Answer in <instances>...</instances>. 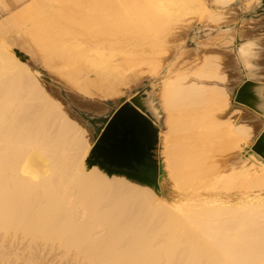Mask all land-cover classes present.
Here are the masks:
<instances>
[{
  "label": "bare ground",
  "instance_id": "bare-ground-1",
  "mask_svg": "<svg viewBox=\"0 0 264 264\" xmlns=\"http://www.w3.org/2000/svg\"><path fill=\"white\" fill-rule=\"evenodd\" d=\"M237 1L257 0H6V13L26 3L0 20V264H264V160L238 162L252 125L220 118L230 104L216 49L251 66L252 41L236 43L243 21L225 27ZM185 25L205 34L206 56L187 62L173 44ZM19 32L88 95L107 99L140 72L161 78L170 198L90 164L85 128L12 48ZM216 150L232 162L209 164Z\"/></svg>",
  "mask_w": 264,
  "mask_h": 264
},
{
  "label": "rangeland",
  "instance_id": "rangeland-1",
  "mask_svg": "<svg viewBox=\"0 0 264 264\" xmlns=\"http://www.w3.org/2000/svg\"><path fill=\"white\" fill-rule=\"evenodd\" d=\"M5 3L6 0L0 2V20L5 19L11 12L21 8L26 2L17 4L9 13H6V11L3 10V5ZM209 5L212 9L214 8L211 0H209ZM240 5L241 2L237 1L229 7L226 13L228 14V17L226 18L227 22L225 27L230 29V32L232 33L234 32L233 26L237 22L243 21V27L246 34L241 36V39L237 40L236 43L245 39L252 41L253 45L251 48V54L248 58L251 66L248 71H245L243 65L236 56L235 48L216 49V54H218V57L221 59V68L225 73L224 84L228 90L230 104L226 115H221L220 118H236L244 124L252 125V135L247 140V145L240 150L235 149L234 151L236 154L234 157L238 155V162L241 160H252L255 162L257 159L262 161L263 159L253 152L250 153L251 155H247V152L250 150L257 135L261 132L260 130L264 128V121L262 119L258 120L255 117L254 111L251 107L235 103L233 100V92L245 79L254 81L258 78H262L259 76V72L262 70H259L257 64L264 63V2L263 0H257L252 3L248 9L242 8L243 3L241 6ZM191 23H189V26L192 25ZM178 34L179 39L173 44H183L186 46L187 50H185L183 55L185 61L190 62L193 60L194 54L198 58L206 56L205 47L200 44L198 45V41H201L200 38L203 39L205 34L202 33L198 36H193V34L189 32V27L186 25L180 29ZM9 41L12 48L17 50V56L20 61L39 72L38 80L45 88L46 92L61 102L64 109L69 112L71 117L75 118L85 128V136L90 144L89 151H91L93 143L96 141L107 120L111 117L117 107L122 102L128 101L133 93L146 87L152 104L157 111L159 121L158 124H156L158 130L157 141L155 145L151 147V150H154V153L151 154L155 159V162L159 165L161 164L162 159L159 135L165 129V112L160 99L161 78H151L150 75H147V72H140L137 78L132 77L123 87L120 85L119 93L111 95L107 99H102L98 95H88L76 90L71 82L67 80L64 73L65 70L61 67V64L59 62L52 66L47 64L44 57L45 55L42 51L37 50L28 34L24 32L12 33ZM193 48H197V50L194 52ZM165 57V60L161 62V66L163 67L170 62L171 55L169 56V53H167ZM142 69H145V67H142ZM230 151L232 150H216L213 153V156L209 158V164L212 160L219 166L232 162L233 155H228ZM112 172L125 175L124 173L116 171ZM148 177L150 178L149 180L151 184L158 192L163 190L161 196L166 199L170 198L169 192L171 185L165 174L160 176L155 170H153ZM162 183L163 185H161ZM161 186H163V188H161Z\"/></svg>",
  "mask_w": 264,
  "mask_h": 264
},
{
  "label": "water",
  "instance_id": "water-1",
  "mask_svg": "<svg viewBox=\"0 0 264 264\" xmlns=\"http://www.w3.org/2000/svg\"><path fill=\"white\" fill-rule=\"evenodd\" d=\"M264 2V0H263ZM255 81L245 79L233 92L235 103L251 107L258 100L252 89ZM157 111L144 87L133 93L128 101L122 102L107 120L100 135L93 143L89 161L100 164L109 171L150 179L143 173H134V163L158 167V174L164 175L162 164H157L151 154V147L157 141ZM254 153L264 160V128L255 138L248 153Z\"/></svg>",
  "mask_w": 264,
  "mask_h": 264
},
{
  "label": "crops",
  "instance_id": "crops-1",
  "mask_svg": "<svg viewBox=\"0 0 264 264\" xmlns=\"http://www.w3.org/2000/svg\"><path fill=\"white\" fill-rule=\"evenodd\" d=\"M257 66L259 67V70H262L261 72H259V76H261L262 78H258L257 80H254L255 82H256V87L255 86H253L252 87V89L255 91V92H257V94H258V91L260 90L261 91V94H262V96H264V63H262V64H260V63H258L257 64ZM244 81V80H243ZM256 89H257V91H256ZM259 91V92H260ZM260 97H258V99H259ZM259 101H261L260 99H259ZM253 111H254V114H255V117L259 120V119H262L263 121H264V107L261 109V108H259V110H257V109H253ZM263 129V128H262ZM261 129V130H262ZM260 130V131H261Z\"/></svg>",
  "mask_w": 264,
  "mask_h": 264
},
{
  "label": "flooded vegetation",
  "instance_id": "flooded-vegetation-1",
  "mask_svg": "<svg viewBox=\"0 0 264 264\" xmlns=\"http://www.w3.org/2000/svg\"><path fill=\"white\" fill-rule=\"evenodd\" d=\"M155 160V159H154ZM134 169H131L134 173H143L145 175H149L153 170H155L156 173H158V167L155 168L148 167L147 161L145 164H136L134 163Z\"/></svg>",
  "mask_w": 264,
  "mask_h": 264
}]
</instances>
